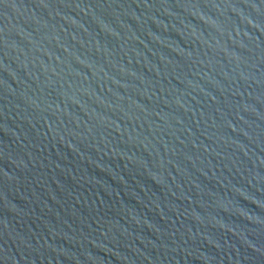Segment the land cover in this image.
<instances>
[{"label":"water","instance_id":"obj_1","mask_svg":"<svg viewBox=\"0 0 264 264\" xmlns=\"http://www.w3.org/2000/svg\"><path fill=\"white\" fill-rule=\"evenodd\" d=\"M0 264H264V0H0Z\"/></svg>","mask_w":264,"mask_h":264}]
</instances>
